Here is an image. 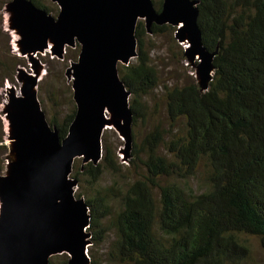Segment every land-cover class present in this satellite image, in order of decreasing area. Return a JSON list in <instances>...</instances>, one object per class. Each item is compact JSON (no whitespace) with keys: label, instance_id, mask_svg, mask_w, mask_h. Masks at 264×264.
Segmentation results:
<instances>
[{"label":"trees","instance_id":"1","mask_svg":"<svg viewBox=\"0 0 264 264\" xmlns=\"http://www.w3.org/2000/svg\"><path fill=\"white\" fill-rule=\"evenodd\" d=\"M195 1L202 42L216 51L206 91L193 80L163 86L167 128L156 122L132 144V127L157 114L143 101L158 81L140 23L134 63L118 65L133 115L128 164L102 138L97 164L72 165L75 196L89 211V247L104 243L110 231L113 236L104 259L88 250L89 264H243V236L258 237L264 250V0ZM153 4L159 11L162 1ZM169 28L152 25L150 33ZM56 112L48 123L62 139L75 104ZM105 174L111 183L100 186ZM60 259L49 264H68L66 254Z\"/></svg>","mask_w":264,"mask_h":264},{"label":"water","instance_id":"2","mask_svg":"<svg viewBox=\"0 0 264 264\" xmlns=\"http://www.w3.org/2000/svg\"><path fill=\"white\" fill-rule=\"evenodd\" d=\"M52 1L59 8L56 17L31 0H14L9 7L23 35L18 50L45 52L51 45L61 57L63 48L79 46L77 60L67 69L75 115L61 139L40 108L36 78L23 80L19 96L10 92L7 138L15 159L0 181V264H49L51 257L62 254L68 264H89V211L75 197L77 183L70 173L77 158L84 164L100 161L106 129H119L127 148L132 142L130 93L118 65L137 56L138 20H144L148 33L152 25L181 22L178 38L190 36L187 52L201 57L205 72L214 69L215 52L208 53L202 44L195 0H162L159 11L153 0ZM202 86L201 91L208 83ZM124 155L128 157L127 151Z\"/></svg>","mask_w":264,"mask_h":264},{"label":"rangeland","instance_id":"3","mask_svg":"<svg viewBox=\"0 0 264 264\" xmlns=\"http://www.w3.org/2000/svg\"><path fill=\"white\" fill-rule=\"evenodd\" d=\"M13 1L0 0V141H2L0 143V161L3 164L0 172V181L11 171L15 159L13 143L11 139L7 138L9 122L6 117L8 115L6 108L10 104L8 101L10 92L12 91L14 95L17 92L21 93L23 80L28 77L36 78V94L47 122L56 115V111L66 114L71 108V101L73 103L71 89L73 79L71 73H67V69L77 60L79 54V48L76 46L63 48L61 57L56 56L52 51L54 46L51 45L45 52L37 51L34 53L33 49L29 47L24 48V50H18L19 41L24 40L23 35L15 26V20L13 19L15 12H12L9 7ZM37 1L50 9L52 11L50 14L56 17L59 8L52 0ZM160 1L162 0H153L154 3H159ZM140 23H142L144 28V32L141 35L143 51L147 53L150 65L156 70L158 81V87L149 96L145 97L143 101L149 111L154 112L155 109L157 114L149 117L148 121L144 125H140L139 128L132 127L134 132L133 145L140 142L154 123L160 122L163 127L167 128L162 98L163 86L170 87L193 80L198 86L204 88L205 86L202 85L209 83L214 73V69L213 71L205 72L203 60L199 55H192L187 52L191 48L190 36L185 34L182 39L178 38L179 29L184 27L181 22L176 26L169 25V29L156 34L146 32L145 22L142 19L137 21L136 26ZM24 44L26 43L24 42ZM204 48L208 50L205 46ZM214 52L216 54V51H208V53L213 54ZM215 54L212 61H214ZM134 61L135 58L130 63H134ZM37 67H40V73H37ZM206 89L203 91H206ZM130 100L131 96L129 102ZM56 105H59L57 109ZM109 116L110 114L108 113ZM120 122L121 120H118V123ZM102 138H104L107 146L115 149L119 163L126 167L128 159H130V153L133 150L132 144L130 143L128 148L126 147V142L122 139V133L119 129H106ZM125 151H127L128 157L124 155ZM159 152L162 155H166L163 148ZM74 163L84 164L80 158L75 159ZM122 170L123 175H127L125 169L122 168ZM199 170H202V168ZM110 183L109 175L105 174L101 178L100 186H107ZM190 184L192 185V183ZM195 185L193 183L192 186L195 188ZM79 191L80 189L76 186L74 195L78 194ZM104 223L108 225L110 219L106 218ZM112 238V232L110 231L104 243L96 248L94 246L88 247V250L93 248V252H96L101 259H104ZM243 238L248 249V255L243 264H264V250L260 247L258 237L243 236ZM55 257L57 262L62 258V255H56Z\"/></svg>","mask_w":264,"mask_h":264},{"label":"bare ground","instance_id":"4","mask_svg":"<svg viewBox=\"0 0 264 264\" xmlns=\"http://www.w3.org/2000/svg\"><path fill=\"white\" fill-rule=\"evenodd\" d=\"M124 87H125V86H124ZM125 89H126V87H125ZM126 90H127V89H126ZM127 91H128V90H127ZM128 92H129V91H128ZM129 93H130V92H129ZM16 95H18V96H19V95H20V93H19V92H17V93H16ZM106 118H107L108 120H110V116L108 117V114H106ZM110 121H111V120H110Z\"/></svg>","mask_w":264,"mask_h":264}]
</instances>
